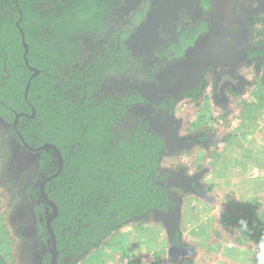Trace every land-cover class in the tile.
Wrapping results in <instances>:
<instances>
[{"label":"trees","instance_id":"16d2710c","mask_svg":"<svg viewBox=\"0 0 264 264\" xmlns=\"http://www.w3.org/2000/svg\"><path fill=\"white\" fill-rule=\"evenodd\" d=\"M145 1L131 11L121 0H0V119L37 157L24 195L38 264L52 258L44 180L57 207V264H74L133 219L171 221L178 202L167 186L177 178L163 162L180 145L176 102L203 98L211 74L220 88L228 56L264 58L261 41L252 50L229 26L238 9L254 10L251 0H185L165 14ZM248 21L264 34V9Z\"/></svg>","mask_w":264,"mask_h":264},{"label":"rangeland","instance_id":"374dc122","mask_svg":"<svg viewBox=\"0 0 264 264\" xmlns=\"http://www.w3.org/2000/svg\"><path fill=\"white\" fill-rule=\"evenodd\" d=\"M149 1L159 4L151 13L165 14L185 0ZM251 1L254 10L238 9L229 26L252 50L257 40L264 50V34L255 37L248 21L264 4ZM140 4L121 0L131 11ZM224 65L230 79L220 88L211 74L203 98L175 104L180 145L163 162L177 178L167 186L178 202L171 221L156 213L128 221L74 264H264V58L228 56ZM13 127L0 119V255L6 264H38L43 250L24 195L37 157L22 149Z\"/></svg>","mask_w":264,"mask_h":264},{"label":"water","instance_id":"95a60500","mask_svg":"<svg viewBox=\"0 0 264 264\" xmlns=\"http://www.w3.org/2000/svg\"><path fill=\"white\" fill-rule=\"evenodd\" d=\"M47 146V145H46ZM49 146H52L56 151L57 153L58 150L55 146L53 145H49ZM48 179L44 180L42 183H41V186H40V189H41V192H42V196L43 198L45 199V201L47 202V204L53 209L54 213L53 215L48 219L47 221V228L51 234V245H52V248H51V253H52V258H51V264H57V250H56V247H55V238H54V235L52 233V230L50 228V221L56 217L57 215V207L55 206V204L53 202H51L48 198H47V195L45 194V191H44V185L46 183Z\"/></svg>","mask_w":264,"mask_h":264},{"label":"flooded vegetation","instance_id":"af4514ba","mask_svg":"<svg viewBox=\"0 0 264 264\" xmlns=\"http://www.w3.org/2000/svg\"><path fill=\"white\" fill-rule=\"evenodd\" d=\"M15 128V127H14Z\"/></svg>","mask_w":264,"mask_h":264}]
</instances>
